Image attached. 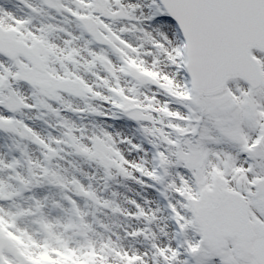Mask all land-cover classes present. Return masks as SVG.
Returning a JSON list of instances; mask_svg holds the SVG:
<instances>
[{
  "label": "snow or ice",
  "instance_id": "1",
  "mask_svg": "<svg viewBox=\"0 0 264 264\" xmlns=\"http://www.w3.org/2000/svg\"><path fill=\"white\" fill-rule=\"evenodd\" d=\"M0 133V264H264V0H0Z\"/></svg>",
  "mask_w": 264,
  "mask_h": 264
},
{
  "label": "bare ground",
  "instance_id": "2",
  "mask_svg": "<svg viewBox=\"0 0 264 264\" xmlns=\"http://www.w3.org/2000/svg\"><path fill=\"white\" fill-rule=\"evenodd\" d=\"M35 115V114H34ZM36 127H41V122L37 121L35 124ZM30 152V151H29ZM36 154H39V152H36V150H31L29 155L34 159L38 160ZM0 158L4 160L7 163V156L3 155V151L0 148ZM10 162V161H8ZM52 166L60 172L62 175L68 177L69 179L73 176L76 175L78 178H84L86 185L87 182L91 183L92 188L102 197L105 198H111L110 194L112 191H119L121 192V197L119 199L122 200L124 195H131L132 193L128 192L126 188H119L118 183H127L123 181L113 180V181H108L104 180L100 172L97 171L95 166H90L87 164H84V166H81V163L77 161H73L70 159V157L65 156L63 160L56 159L52 161ZM7 171V170H6ZM87 174L85 176L84 174ZM4 177L7 176L6 173L3 174ZM91 178V179H89ZM102 179V180H101ZM107 184V187H106ZM131 187V185H129ZM135 187V186H133ZM38 191V189H37ZM36 192V191H35ZM52 202V201H51ZM83 207V205H82ZM86 210V208H85ZM87 211V210H86ZM96 215L100 217L105 223L109 225H115L120 223L123 218L122 217H117V216H108L105 213H100V211H95Z\"/></svg>",
  "mask_w": 264,
  "mask_h": 264
},
{
  "label": "rangeland",
  "instance_id": "3",
  "mask_svg": "<svg viewBox=\"0 0 264 264\" xmlns=\"http://www.w3.org/2000/svg\"><path fill=\"white\" fill-rule=\"evenodd\" d=\"M11 2L15 4L16 0H11ZM19 7L23 8V5H19ZM85 123H88V122L85 121ZM13 139H18V138H14V137L11 138L7 134L0 133V148L3 151V155L7 156V162L9 161V159L12 160L13 158H20L19 157L20 156L19 152L16 151L15 148H14ZM32 149L36 150V152H39L37 150L36 146L29 145L28 151L31 152ZM36 156H37L38 159H41L40 154H36ZM66 156L70 157V159L73 160V161H77V162L81 163V166H84V164H87V165H90V166H95L94 164H90L88 161H86L84 159H81L78 156H75V155H66ZM95 168L97 169L98 172H100V174L102 175L103 179L105 180L106 178H105L103 172L101 170H99L96 166H95ZM20 171L22 172V174H25V175L27 174L26 167L23 168V169H20ZM4 173H6L7 176L9 175L8 171H6V170H5ZM7 176L4 177V178H7ZM80 179L86 184L84 178H80ZM87 184H89V182H87ZM33 191L34 192L36 191L35 194L38 195L41 198L43 196H47L49 205H51V201H53V200L62 201L64 195H70V196L74 195V193L72 191H70V190H62V189H59L57 187L48 185L47 183H44L41 188H38V191H37V189H34ZM85 204H87V207H86L87 211H89V212L97 211L94 207H92L91 202H86V201L82 200L81 201V206L82 205L85 206ZM99 211H100V213H105L108 216H113L110 213H107V210L101 209Z\"/></svg>",
  "mask_w": 264,
  "mask_h": 264
}]
</instances>
